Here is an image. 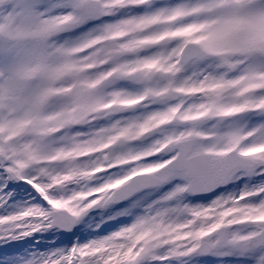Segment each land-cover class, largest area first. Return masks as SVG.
Masks as SVG:
<instances>
[{"label":"snow or ice","instance_id":"snow-or-ice-1","mask_svg":"<svg viewBox=\"0 0 264 264\" xmlns=\"http://www.w3.org/2000/svg\"><path fill=\"white\" fill-rule=\"evenodd\" d=\"M0 264H264V0H0Z\"/></svg>","mask_w":264,"mask_h":264}]
</instances>
